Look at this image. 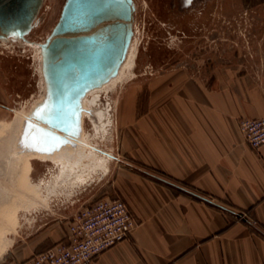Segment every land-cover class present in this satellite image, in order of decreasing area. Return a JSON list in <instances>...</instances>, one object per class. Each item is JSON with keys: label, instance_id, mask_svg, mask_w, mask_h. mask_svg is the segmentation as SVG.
Segmentation results:
<instances>
[{"label": "crops", "instance_id": "crops-1", "mask_svg": "<svg viewBox=\"0 0 264 264\" xmlns=\"http://www.w3.org/2000/svg\"><path fill=\"white\" fill-rule=\"evenodd\" d=\"M262 54L233 64L237 74L155 80L116 179L136 224L83 264H264V148L252 149L238 126L264 116V43ZM68 235L60 215L8 241L0 264H21Z\"/></svg>", "mask_w": 264, "mask_h": 264}, {"label": "rangeland", "instance_id": "rangeland-1", "mask_svg": "<svg viewBox=\"0 0 264 264\" xmlns=\"http://www.w3.org/2000/svg\"><path fill=\"white\" fill-rule=\"evenodd\" d=\"M133 1L127 66L118 82L101 93L97 104H88L90 110L83 114L84 140L99 149L96 157L101 160L64 176L53 161L16 157L13 138L8 164L13 183L5 163L0 176V251L11 239L24 237L60 215L68 229L82 206L119 196L116 179L126 164L124 142L135 136L132 127L139 111L150 109L159 77L209 79L237 74L244 70L232 68L233 64L263 57L264 0H192L188 5L183 0ZM63 2L43 0L38 22L24 40L0 41V135L16 114L28 116L44 96L37 44L56 23ZM99 107L109 110V119H98ZM102 162H108L106 170Z\"/></svg>", "mask_w": 264, "mask_h": 264}, {"label": "water", "instance_id": "water-1", "mask_svg": "<svg viewBox=\"0 0 264 264\" xmlns=\"http://www.w3.org/2000/svg\"><path fill=\"white\" fill-rule=\"evenodd\" d=\"M43 0H0V41L24 40ZM133 0H64L39 43L44 96L25 119L22 148L51 153L78 136L81 98L116 75L133 34Z\"/></svg>", "mask_w": 264, "mask_h": 264}, {"label": "built area", "instance_id": "built-area-1", "mask_svg": "<svg viewBox=\"0 0 264 264\" xmlns=\"http://www.w3.org/2000/svg\"><path fill=\"white\" fill-rule=\"evenodd\" d=\"M244 141L254 150L264 148V116L241 118ZM135 219L119 197L101 198L82 206L68 225L66 242L55 243L31 255L21 264H83L124 240Z\"/></svg>", "mask_w": 264, "mask_h": 264}, {"label": "bare ground", "instance_id": "bare-ground-1", "mask_svg": "<svg viewBox=\"0 0 264 264\" xmlns=\"http://www.w3.org/2000/svg\"><path fill=\"white\" fill-rule=\"evenodd\" d=\"M129 49H130V45H128L125 57H124L123 61L121 62V64L119 65V68L117 70L116 75L109 78L106 82H104L100 86L88 90L84 94V96L81 98L82 111H81V115H80V124H79L80 130H79L78 136H76V137L67 136L69 141L67 143L61 145L58 149L54 150L53 152H51V153L37 152L35 150H29L27 148H22L19 145L20 135H21L22 130H23L24 121H25V119L28 118V116L24 115L21 118L19 116V114H16V118L9 124L8 129L6 130L5 134L0 135V157L3 159V161L0 160V176H1V173L3 170V163L6 164L7 168L10 171L11 167H8V164L10 162V158L12 157V154L10 152H11V149H13L12 148L13 138H15L14 146L16 149L15 152L17 153L16 157H21V156H19L21 154L24 157H30V158H34L37 160L53 161L59 165L60 175L66 176L75 170L76 171L79 170L78 168L88 164L89 162L94 161V163H98L99 160H101L100 158H98L99 156L96 157V154L99 151V149L96 148V146L94 147L93 145H90L91 142L88 143L86 140H84V136H83V132H82L83 131V126H82L83 114L86 111L90 110L88 104H91L93 102L95 104H97V102L101 100V95H102L101 93L108 92L110 90V88H112V86L118 82L121 75L123 74L124 68L127 66V63H128L127 57H128L129 51H130ZM37 50H38L39 58L41 59L40 50H39V43L37 44ZM132 65H133V62L131 61L130 66H132ZM92 106H95V105H92ZM90 107H91V105H90ZM93 109H95V108H93ZM97 110L95 111V115L98 117V119H100V120L102 118L109 119V117H108L110 114L109 110H107V112L106 111L103 112L104 109H102L101 107H99ZM95 119H96V117H95ZM102 154L105 158H111V154L108 152L102 151ZM106 163H108V162H106ZM106 163L102 162V164L104 165V170L107 169ZM66 172H68V173H66ZM9 174H10V176L8 175L9 176L8 179H10L11 183H13L11 171ZM76 178H78V181H79L80 175L77 174ZM85 182H86V180H85ZM11 183H9V184H11Z\"/></svg>", "mask_w": 264, "mask_h": 264}, {"label": "flooded vegetation", "instance_id": "flooded-vegetation-1", "mask_svg": "<svg viewBox=\"0 0 264 264\" xmlns=\"http://www.w3.org/2000/svg\"><path fill=\"white\" fill-rule=\"evenodd\" d=\"M192 2V0H183V3L185 4V5H188V4H190Z\"/></svg>", "mask_w": 264, "mask_h": 264}]
</instances>
